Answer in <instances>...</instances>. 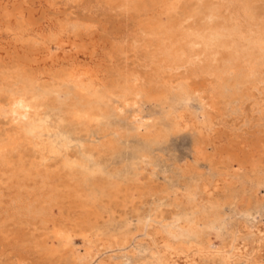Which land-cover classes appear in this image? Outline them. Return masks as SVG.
Segmentation results:
<instances>
[{"label": "rangeland", "instance_id": "rangeland-1", "mask_svg": "<svg viewBox=\"0 0 264 264\" xmlns=\"http://www.w3.org/2000/svg\"><path fill=\"white\" fill-rule=\"evenodd\" d=\"M207 1L208 0H184V1L183 0H142V1L132 0V2L131 0H127V2L126 0H73V1L72 0L70 1L69 0H0V19H1L0 21V46H1L0 47V59H1L0 60V76H1L0 77V101L6 102L5 99L7 100V97L9 98L7 101H9L13 97L21 96L25 94L27 96H32L33 99L36 100V102L42 103L41 105L39 103L37 105L38 106L37 109L40 110L39 112H42L40 113L41 116L47 117L50 124H53L54 127L57 128V130L64 132L66 135L68 134L67 136L70 137L71 142H72V146H71L72 149L71 151L69 149L71 153H68L69 152L68 151L67 156L71 160H76V159L80 160L81 157L82 159L85 160L86 157H83L82 155H80L81 154L79 152L80 149L79 147H77L78 144L83 143L82 144L83 146L87 145L85 146L87 147L86 149L87 151L90 150L93 153L95 152L94 155L92 153L93 159L96 161L97 165L99 164V166L102 169V172H104V173L101 172L99 174L93 175L95 177H93L92 175L85 176V173H83L82 169H80L79 167L74 170L71 168H68L63 163H61V161H59L60 158H58L59 160L57 159V157L53 159L42 160L38 155H36L32 151V148L28 146L27 143H25L26 144L25 145L24 142H22L21 140L20 141L18 140L16 141L15 143L16 145H15L12 142L14 137H16V135H14V132H12L13 131V129L11 128L12 126H9V123L7 122V120L4 119L1 115L0 116L1 117L0 118V138L3 137V139H0V147H2L0 149V153L7 151L6 154L9 155L10 157L12 155V158L7 163L8 166H10L11 164V166L8 167L7 165H4L2 163V158L0 156V179L2 180V181L0 180V186L3 185L2 187H0V212H1L0 218L1 219L4 218V220H0V244H1L0 245V264H12L14 262H20V264H59V263L63 264V262L64 264L65 263L74 264L72 257L69 256L70 253L66 249L60 246L59 248L53 246L52 245L54 244L53 235L48 232H47L48 233L47 235L46 233L47 230L44 228L43 224L42 225L39 224L40 221L45 218H49L50 219L49 221H51L53 219L52 213L55 210L62 211L63 215L65 216L69 211H71L74 213L73 216L76 215L74 219H78V220L82 219L83 221L87 219L86 222L88 221V223H93L97 228L101 227L99 229L102 233L101 237L103 236V238L100 237L102 242L101 241L95 242L96 245L100 243L99 245H97V247L99 248H97L93 252L91 260L85 259L84 260L85 262L82 261L80 264H144V263L147 264V261L148 259L151 258V255L155 257H159L160 259H163V260H165L164 258H166L165 262H168L169 259H172V261L170 262L171 264H173L175 261H177L178 264L179 263L184 264L186 261H189L191 258H194V261L197 260L198 264L200 263L201 264L202 263L204 264H224V263L225 264H257L259 260H260L259 261L260 263L264 264V238H263L264 237V201H263L264 200V95H263L264 94V77H263L264 75V72H263L264 71L263 69L264 68V65H263L264 64V52L262 55L263 63L260 62L255 65L256 67V69L254 70L255 72L249 71V69L246 67V64L245 63L242 64V62L239 63V61L237 62L239 63L238 65L239 67L235 68V65H233L234 60H230V59L227 60L226 58L228 57L230 52L233 53L232 51L233 49H231L232 48L231 45L227 43L228 41L231 42V40H233L229 38L231 37V34H232V33L230 34L229 32L233 31V34H237L236 33L237 31L235 29H238L240 25H245V22H246L245 17H247L248 15V14L247 15L244 14L246 10L247 12L245 13H249V10L254 11V12L256 11L257 16L260 19L262 18L261 20L264 22V8H263L264 0H251L247 5V9H245L244 12L242 11L239 12L238 18H236L235 15L233 16V14L238 11H236V9L233 8L231 9V11L227 12V9H228L227 6H223L220 0H215V1L210 0L209 4L207 3ZM191 2H193V4ZM165 3L171 6H167ZM190 3L192 5L195 4L196 7L191 6ZM204 3H205V6H204ZM218 3H220V5H217ZM255 4H257V6ZM15 5H18L21 8L23 15H24L23 20L18 15L16 16V12L13 11ZM133 5H134V8H133ZM163 5H164V8H163ZM186 5H187V8H186ZM221 6H223L224 8ZM183 7H184V10H183ZM188 7L189 8L192 7L190 8L191 10L188 9ZM214 7H217V9H214ZM195 9L196 10L200 9V11L199 10L196 11ZM213 9L217 10L216 13L218 16L215 22H217L219 19L218 23L221 22L220 23L221 25L223 24L227 25V26L224 25L226 28L224 27L222 32L213 31L214 29L209 28L208 25L213 22L208 23L207 25L208 27L204 26L205 28L203 27V25L199 26L198 28L197 27L198 25H197L195 26L197 28L196 29L192 25L193 24L192 22L198 24L201 22V20H204L209 15V12L212 11ZM201 10H203V12L205 13L201 12ZM257 11L259 12L257 13ZM4 12H9L10 15L6 16ZM191 12L193 13L191 14ZM149 16L153 18L151 19ZM235 18L239 20L236 21ZM220 19H222V21ZM28 20H31V23L28 22ZM145 20L146 22L143 24ZM171 20H173V22ZM233 21L234 22L236 21V22L234 23ZM148 23H156V25H160V26H166L168 23L170 24L172 23V25L168 24V26H171V28L169 29H171L174 35L178 34L177 36H175L178 45H182L181 42H184V44H186L187 48L186 47H185L186 49L184 48L186 51L188 49H191L195 52L199 51V49L201 51L202 48L209 47V45L211 46L212 44L214 46H217L218 48L221 47L218 49L217 54H216V56L218 55V57H216V59H218L216 63L219 67V71L217 73L216 72L210 73L211 71L210 72L207 71L205 67L202 70L200 68L204 66V64H200V63L187 64L188 65L187 66L183 58H182L183 60L182 63L180 64L177 63L176 65L173 63V61H171L172 59H169L171 62L166 61L164 59V56L163 55L161 56V52L157 50L155 43H153L154 42L153 40H152L153 41L152 45H149L148 43H146L147 42L146 38H148V35L146 34L147 32H145L144 34L143 31L147 29L145 25H147ZM57 24L59 25V27ZM187 24L189 25L188 26L189 29L186 27ZM229 24L231 26L236 24V27L233 30H230ZM141 26L143 28H141ZM179 29H180V32L182 31L187 32V38H186L187 40L188 38L189 39L191 38L194 41H189V40L187 41L186 39H182L180 33L177 32ZM198 29L199 31L202 29L204 32H202V30L199 32ZM208 29H210L211 31L210 30L208 31ZM87 30H89L90 33H88L89 31ZM77 31H79L80 33ZM193 31H196L195 34L197 36L194 35ZM205 32L206 33L208 32L209 34L210 32H213V33L210 34L211 36L210 37L209 34L208 33L206 34ZM48 33L49 34L52 33V34L49 35ZM58 34L59 35L61 34V35L59 36ZM12 35L14 36V38ZM146 35L147 37H145ZM206 35H208V38ZM217 35L219 36V38ZM197 37L201 39L198 40ZM221 37L222 38L224 37L225 40L222 39ZM91 39L94 40L92 42L96 43V45L98 43L97 46L95 45L96 49L94 48L93 50H96V52L100 54H103L104 52L103 54L104 56L102 55L99 59L102 58L103 60H105L107 66L110 65L109 70H110L111 75L109 74L108 76L109 79L107 82L108 84H106V86L104 85L99 88L98 86H95V89H92V90L91 89L89 90V88L86 86V87H82L83 89L80 88L78 90L79 87L77 86V84L75 85L73 81L70 82L68 77L66 78L64 74L60 73L61 70L64 69V67L65 69L67 67V64H64V63L62 65L59 64V65L53 66L54 69L50 66V64L48 65L46 64L47 66L45 65L44 69H40L43 61L45 62L46 60H49V57L53 55L56 42L58 41L66 42L69 40V41H74L76 43H79V41L87 42V41H90ZM216 39H218L219 41ZM19 41L20 43H18ZM225 41L227 44L224 43ZM246 41L244 43H246ZM144 43L146 46L144 45ZM43 47L44 48L49 47L53 51L52 55H49L48 57ZM116 49L118 50L116 51ZM41 51H44V52H41ZM222 51L224 52L225 57ZM88 57H89L88 55H85V56L83 55L82 57L84 59L83 62L89 63L91 61L98 59V57L97 58L93 57L94 60ZM22 58L24 60H22ZM57 59L62 60V57L58 56ZM161 60L164 62H162ZM219 61L222 63H220ZM12 63H13V70L10 69V66L12 68ZM116 63L117 65H115ZM244 64L245 66H243ZM156 65L157 67H155ZM257 66L258 67L261 66V69L258 68ZM18 67L24 70V72L18 69ZM33 67L35 69H33ZM57 67H60L61 70L60 69L57 70ZM232 67H234L235 69L234 68L232 69ZM243 68H244V71H246V73L243 71ZM257 68L260 71L257 70ZM171 69L173 72L171 71ZM121 70H124L125 73ZM236 70L238 71L235 72ZM132 71L135 72L136 74L134 73L133 75ZM22 72L24 73V75L22 74ZM157 72H159L158 73L159 75L157 74ZM204 72H209V73L206 74ZM219 73L222 75H219ZM51 74H53V76L55 75V78ZM115 74L117 76H115ZM200 74L201 75L203 74L204 76L205 75L206 76L203 78V75L201 76ZM146 75H151V76L153 75L152 79H155L156 81L154 82L155 84L153 83L151 85L154 87L156 85L155 88L157 89L152 91V93L154 94H151L149 96V94H146L144 91H141L140 88L137 94L136 93L133 94V92L130 91L131 90L130 84H134V81L137 77H139V80H141ZM165 75L166 77H164ZM248 75L250 76L248 77ZM259 75H261L262 77ZM43 76L45 77L43 78ZM212 76L215 78H213ZM27 77L29 79L28 81H27ZM157 77H159L160 84L157 82ZM254 77H257V79L261 81L259 82ZM31 78H33V80ZM127 78L128 80L130 79L129 82L125 80ZM7 80L9 81L11 86L9 85ZM62 80L64 82H62ZM161 80H163V82ZM167 82H170V83H167ZM175 82L177 83L175 84ZM48 83L49 84L51 83V84L49 85ZM219 83L220 84L222 83V84L219 85ZM140 84H142V82ZM121 85H125V86L121 87ZM257 85L259 88L257 87ZM26 86L28 87V89ZM49 86H52V87H49ZM210 86L212 89L210 88ZM109 87L110 88L112 87V88L110 89ZM1 88L3 90H1ZM207 88L208 89L210 88V89L208 90ZM118 89L119 90L121 89V91H119ZM95 90H97V93L93 95L92 93ZM160 91H161V94H160ZM195 91L196 93L197 92L198 93L196 94ZM211 91L213 92V94ZM233 91H234V94H233ZM34 92H35V95H34ZM47 92L49 95L47 94ZM108 92H111L112 96H110V93ZM8 94L12 96H9ZM100 94H101V99H100ZM114 94H116V96ZM124 94L127 96L125 97ZM4 95H8V96H4ZM83 95L85 97H83ZM92 95L95 97H92ZM232 95H234L233 98H231ZM91 97L93 98V100ZM38 98L41 100H39ZM69 99L72 101H70ZM117 99L120 101H118ZM199 99H201V101ZM203 102L205 103V106ZM260 103H262V105H260ZM69 105H70V108L68 107ZM115 105L118 108H115ZM259 105L261 108L259 107ZM42 107L44 110L45 109L47 110L45 111L42 110L41 109ZM60 108H61V111H60ZM64 108L65 109L68 108L66 109L68 113L66 112ZM76 108L80 112L78 116L75 112ZM86 108H88V111ZM103 110L106 112V114ZM183 112H184V115H183ZM85 113L89 114V116L92 115L91 116L92 118H89L90 119L89 120L87 117H84L83 115H85ZM95 113H97L99 117ZM189 113L190 114L192 113L194 115L192 114L190 115ZM206 113H207L208 119L205 117ZM93 115H94V118H93ZM73 118H75L74 119L75 121L73 120ZM97 118L99 121L98 120L96 121ZM195 118L200 119V120L194 121V120H197ZM214 118L216 120H214ZM77 119L79 120L80 123L77 122L78 121ZM191 121H193V123ZM141 122H142V125H141ZM199 123L201 124V126ZM206 123L207 125H205ZM208 123L210 127L208 126ZM94 124H96V126ZM197 124L199 125L202 131L198 128ZM88 125L89 127L90 126L91 127L87 128ZM194 126L196 127L194 128ZM147 129L149 130L147 131ZM206 131H207V135H205ZM202 132L205 134H203ZM7 133L10 136H8ZM200 133H202V135H200ZM249 136L251 138H248ZM4 141L5 142L8 141V142L5 143ZM104 141H109V142L104 143ZM207 141H208V144H207ZM254 141H257V142L259 141L260 144L259 146H257V150L254 149V151L252 152L254 154V159H255L252 162L253 159L252 158H249L252 160L247 159L248 156H246L245 154L248 153L249 148L254 147ZM7 143H9L10 146ZM18 143L20 144L18 145ZM2 144L3 146L4 144H6L5 148L2 146ZM8 146L10 147V149H8L9 148ZM95 148H98V149H95ZM199 149L200 150L203 149V150L200 151ZM95 150H98V151H95ZM197 150L200 152L198 153ZM21 151H23V153ZM216 152L217 153L219 152V154H217ZM197 153L199 155H197ZM210 153L212 154L210 155ZM200 154H203V156L202 155L200 156ZM213 157L214 159L215 158L216 159L214 160ZM49 160L52 162H50ZM46 163L47 164L49 163L48 164L49 166ZM45 166L51 169L49 168L47 169ZM5 167L6 168L8 167V168L6 169ZM46 170H47V173L49 174L51 173L50 174L51 176L49 175L50 178L47 176L48 174L46 173ZM55 170H58V171L56 172ZM61 170H62V173H61ZM1 173L3 175H1ZM41 173H44V174H41ZM91 177H93V179ZM6 178L8 179L7 181H6ZM206 178H209V179H206ZM216 179H223L224 181H226L224 182L226 186L231 185L232 189L230 190L231 192H228V188H225L222 192L220 189L218 190L219 192L218 191L216 192L217 195L220 197V202L218 203L219 205L217 207L221 206L220 208L222 209L219 210L218 208V213L214 215L211 220V222H213V226H212L213 228L209 226L210 224H208L204 227L205 229H202L206 234H209V237H210V238L208 237L207 244L204 247H201L203 251L200 248L199 251L202 253H200L199 251H196L193 247H191L190 245L191 241L195 240V237L193 236L188 237V239L187 238H183V239L182 238H178V239L168 238L167 236H166L167 238H165L163 235H160L156 231V229H158L159 226L161 227V225L163 224L162 222H169V220H171L173 217H177L174 215H178V217L182 218L179 220V222H177L181 227L183 225L182 221L184 220V218H187L185 215V211L188 209H187V205H185L184 203H187V200L190 197L191 198L194 197V199L200 200V198L202 197V193L199 191L200 187H198L200 182L202 183L203 181H209V180L215 181ZM17 180L19 181L17 182ZM110 181L111 182L113 181V182L111 183ZM114 181H115V186H114ZM258 181H262L261 186L259 185L260 187L257 185ZM35 182L36 183L39 182V184L44 183L43 185L48 187L47 189L49 190L47 191L46 195L37 193L34 195L33 199L29 198V199L22 201L20 199L21 196L26 193L31 192L32 191L31 184ZM56 182L58 183V186L56 185L57 184ZM117 184H119L120 186ZM4 185H6V187ZM150 185H153V186H150ZM117 187H119V189ZM24 188H26L27 190ZM12 189H14V191ZM60 189L61 191L63 190L62 193ZM117 189L119 190V193H117L118 191ZM125 189H127L126 190L127 194L130 196L126 194V191H124ZM187 189H193L194 192L192 191L193 192L192 196H189V197L186 196L187 199L185 197V200H184L183 195L185 193V190ZM133 190L137 192L132 193ZM6 194L8 195L6 196ZM8 196L10 197L8 198ZM107 199L108 200L110 199V200L108 201ZM27 200L28 202H25ZM222 200H223V203L221 202ZM258 200L259 201L261 200L262 202L261 201L259 202ZM81 207L82 209H80ZM183 207L184 209H182ZM7 208L10 210H8ZM15 208H17V210ZM47 210H49L51 213L50 215L46 216L44 213ZM9 213H11V216H9L10 215ZM86 214H89V216ZM22 216L23 217L25 216V217L23 218ZM22 220L24 223H22ZM16 222H17V225H15ZM217 224L219 226H217ZM256 225H258L259 227ZM33 227L36 228L37 230L36 229L33 230L34 229ZM19 228H20V232H19ZM40 228L41 229L43 228V229L41 230ZM22 229L24 232L22 231ZM28 229L33 230V231H29ZM39 230H41V232H39ZM27 233H29V235ZM217 234L218 236H216ZM51 235H52V238H51ZM112 235L114 236L112 237ZM35 237L37 239H35ZM47 238L49 239L51 238V239L49 240ZM161 240L163 242H166V241L168 242L163 243L161 242ZM47 243H48V246H47ZM82 243H84L82 238L76 235L73 237V240H72V248L75 250L77 249L78 253L83 254L84 253L83 251L85 250V246L87 245L82 244ZM101 243L103 246H101ZM171 243L173 244L171 245ZM175 243L177 244L176 246H175ZM107 246H109V248ZM40 247H41V252H39ZM236 247H238L239 249ZM14 248H16L17 250H15ZM191 248L192 250L190 251ZM169 249L170 251H168ZM30 250H32V252ZM55 250L58 252H56ZM172 251H176V252H172ZM244 251L246 253H244ZM28 252L29 254H27ZM186 252H188V254ZM32 253L35 255H33ZM175 253L178 254L177 257L175 256ZM12 254H14L15 256ZM165 254L168 256H166ZM183 254L185 256H183ZM204 254H207V255H204ZM53 255L54 257H52ZM170 255L172 256V258H170L171 257ZM200 256H202V258H200ZM226 256H227V259H226ZM93 257H95L94 260H93ZM187 257H189V260L187 259ZM184 259H187V260H185L184 262ZM197 261L195 262L197 263ZM177 263H174V264H177Z\"/></svg>", "mask_w": 264, "mask_h": 264}, {"label": "bare ground", "instance_id": "bare-ground-1", "mask_svg": "<svg viewBox=\"0 0 264 264\" xmlns=\"http://www.w3.org/2000/svg\"><path fill=\"white\" fill-rule=\"evenodd\" d=\"M70 1V0H69ZM73 1V0H72ZM142 1V0H141ZM184 1V0H183ZM209 1L210 0H208L207 1V3L209 4ZM215 1V0H214ZM251 0H220V2H221V4H223V6H227V12L228 11H231V9H236V11H238V12H236V13H234L233 14V16L235 15V17L236 18H238V15H239V12H244V10L245 9H247V5H248V3L250 2ZM126 2H127V0H126ZM126 2H125V4H126ZM131 2H132V0H131ZM154 2V1H153ZM158 2V1H157ZM196 2V1H195ZM213 2V1H212ZM74 3V2H73ZM192 4H193V2H191ZM190 3V5L191 6H195V4L194 5H192ZM206 3V2H205ZM205 3H204V6H205ZM100 4V3H99ZM114 4V3H113ZM128 4V3H127ZM166 4V3H165ZM164 4V5H165ZM211 4V3H210ZM212 4H214V3H212ZM264 4V3H263ZM130 5V4H129ZM164 5H163V8H164ZM167 5V4H166ZM189 5V6H190ZM217 5H220V3H218ZM252 5V4H251ZM256 6H257V4H255ZM260 5V4H259ZM258 5V6H259ZM167 6H171V5H167ZM167 6H166V8H167ZM200 6V5H199ZM223 6H221V7H223ZM254 6V5H253ZM252 6V7H253ZM154 7V6H153ZM158 7V6H157ZM184 7H185V5H184ZM184 7H183V10H184ZM196 7V6H195ZM201 7V6H200ZM260 7V6H259ZM111 8V7H110ZM121 8V7H120ZM124 8H125V6H124ZM133 8H134V5H133ZM186 8H187V5H186ZM190 8H192V7H190ZM189 7H188V9H190ZM202 8V7H201ZM200 8V9H201ZM220 8V7H219ZM224 8V7H223ZM250 8V7H249ZM256 8V7H255ZM262 8V7H261ZM264 8V7H263ZM118 9V8H117ZM148 9V8H147ZM153 9V8H152ZM200 9H198L199 11H200ZM203 9V8H202ZM212 9V8H211ZM214 9H217V7H214ZM212 10V11H210L209 12V15L204 19V20H201V22L200 23H194V22H192L193 24V26L195 27V26H197L198 28H199V26H202L203 25V27L204 26H206V27H208L209 26V28H211V29H214L213 31H221L222 32V30L224 29V27L225 26H227V25H225V24H223V25H221L220 23H218V21H219V19H218V21L217 22H215L216 21V18L218 17L217 16V13H216V11L217 10ZM260 9V8H259ZM127 10V9H126ZM191 10V9H190ZM190 10H189V12H190ZM196 10V9H195ZM198 10H196V11H198ZM204 10V9H203ZM203 10H201V12H203ZM220 10V9H219ZM249 10V9H248ZM255 10V9H254ZM256 10H258V9H256ZM13 11H15L16 12V16L18 15L22 20L24 19V15H23V12H22V10H21V8L18 6V5H15L14 6V10ZM137 11H139V10H137ZM165 11V10H164ZM163 11V12H164ZM195 11V12H196ZM224 11H225V9H224ZM235 11V10H234ZM262 11V10H261ZM9 12H11V11H9ZM9 12H4L5 13V15L6 16H8V15H10V13ZM188 12V11H187ZM193 12H194V10H193ZM193 12H191V14L193 13ZM201 12H199V13H201ZM221 12V11H220ZM245 12H247V10L245 11ZM244 12V14H248L247 15V17H245V25H240V27H238V29H235L237 32V34H233V31L232 32H229L230 34H231V37H229V38H231V39H233V40H231V42H229L228 40V44H230L231 45V49H233L232 51H233V53H229V55H228V57H226L227 58V60H234L233 62H234V64L233 65H235V68L237 67H239L238 65H239V63L240 62H242V64L243 63H245L246 64V67L249 69V71H251V72H253L255 69H256V67H255V65L256 64H258V63H263V61H262V55H263V52H264V22L257 16V14H256V11L254 12V11H251V10H249V13H245ZM259 11H257V13H258ZM127 13V12H126ZM139 13V12H138ZM185 13V12H184ZM183 13V14H184ZM198 13V14H199ZM203 13H205V12H203ZM215 13H216V15H215ZM233 13V12H232ZM141 14V13H140ZM146 14V13H145ZM197 14V13H196ZM218 14H219V12H218ZM155 15V14H154ZM221 15V14H220ZM261 15V14H260ZM263 15V14H262ZM26 16V15H25ZM124 16V15H123ZM150 17V16H149ZM176 17V16H175ZM229 17V16H228ZM151 19L153 18V17H150ZM187 18V17H186ZM195 18H196V16H195ZM203 18V17H202ZM225 18V17H224ZM227 18V17H226ZM232 18V17H231ZM234 18V17H233ZM235 18V19H236ZM85 19V18H84ZM150 19V20H151ZM198 19H200V18H198ZM223 19V18H222ZM222 19H220L221 21H222ZM177 20V19H176ZM182 20V19H181ZM184 20V19H183ZM226 20V19H225ZM224 20V21H225ZM234 20V19H233ZM237 20H239V19H236V21ZM0 21H1V19H0ZM9 21V20H8ZM21 21V20H20ZM69 21V20H68ZM127 21V20H126ZM138 21V20H137ZM159 21V20H158ZM157 21V22H158ZM160 21H162V20H160ZM163 21H164V19H163ZM170 21V20H169ZM168 21V22H169ZM172 22H173V20H171ZM175 21V20H174ZM179 21V20H178ZM229 21H230V19H229ZM235 21V22H236ZM242 21H244V20H242ZM28 22H30L31 23V20H28ZM77 22H78V20H77ZM143 22V21H142ZM146 22V20L143 22V24ZM149 22V21H148ZM154 22V21H153ZM198 22H199V20H198ZM210 22H213V23H211V24H209L208 25V23H210ZM234 22V21H233ZM234 22V23H235ZM239 22V21H238ZM237 22V23H238ZM21 23V22H20ZM19 23V24H20ZM46 23H48V22H46ZM69 23V22H68ZM75 23V22H74ZM139 23V22H138ZM228 23V22H227ZM55 24V23H54ZM87 24H88V22H87ZM168 24H170V23H168ZM168 24L166 25V26H160V25H156V23H148L147 25H145L146 26V28L147 29H145V31H143L144 32V34H145V32H147L146 34L148 35V38H146V43H148L149 45H152L153 43H155V46H156V48H157V50L158 51H160L161 52V56L163 55L164 56V59L166 60V61H170L169 59H172L171 61H173V63L176 65L177 63H182V61L183 60H185V63H186V65L187 64H198V63H200V64H204V66H202L200 69H204V67H205V69L207 70V71H211L210 73H212V72H218L219 71V67H218V65H217V63H216V61L218 60V59H216V57H218V55L216 56V54H217V51H218V49L219 48H221V47H217V46H214L213 44L210 46L209 45V47H204V48H202L201 49V51H200V49H199V51H193V50H191V49H188L187 51L185 50L187 47H186V44H184V42H181L182 43V45H178L177 44V40H176V37L175 36H177L178 34H176V35H174L173 34V32L171 31V29H169V28H171V26H168ZM230 24H232V23H230ZM229 24V26H230V30H233L235 27H236V24H234V25H230ZM6 25V24H5ZM11 25V24H10ZM21 25V24H20ZM19 25V26H20ZM25 25V24H24ZM30 25V24H29ZM58 25V24H57ZM82 25V24H81ZM136 25H137V23H136ZM140 25V24H139ZM138 25V26H139ZM170 25H172V23L170 24ZM177 25V24H176ZM175 25V26H176ZM208 25V26H207ZM225 25V26H224ZM238 25V24H237ZM1 26H2V24H1ZM14 26H15V24H14ZM40 26V25H39ZM55 26V25H54ZM63 26V25H62ZM61 26V27H62ZM188 24H187V28H188ZM191 26V25H190ZM193 26H192V28H193ZM22 27V26H21ZM25 27V26H24ZM26 27H28V26H26ZM49 27V26H48ZM58 27H59V25H58ZM60 27V28H61ZM91 27V26H90ZM97 27V26H96ZM140 27V26H139ZM202 27V28H203ZM28 28H30V27H28ZM66 28V27H65ZM68 28V27H67ZM130 28V27H129ZM141 28H143L142 26H141ZM196 28V27H195ZM205 28V27H204ZM226 28V27H225ZM54 29V28H53ZM62 29V28H61ZM189 29V28H188ZM187 29V30H188ZM197 29V28H196ZM195 29V30H196ZM10 30V29H9ZM20 30H21V28H20ZM63 30H64V28H63ZM139 30V29H138ZM137 30V31H138ZM142 30V29H141ZM192 30V29H191ZM202 30V29H201ZM200 30V31H201ZM210 29H208V31H209ZM44 31V30H43ZM87 31H89V30H87ZM87 31H86V33H87ZM140 31V30H139ZM189 31V30H188ZM198 31H199V29H198ZM197 31V32H198ZM199 31V32H200ZM211 31V30H210ZM20 32V31H19ZM49 32V31H48ZM55 32V31H54ZM59 32V31H58ZM66 32V31H65ZM77 32H79V31H77ZM142 32V31H141ZM175 32V31H174ZM177 32H179L180 33V35H181V37H182V39H186L187 38V32L186 31H182V32H180V29L177 31ZM194 32V35H196L195 33H196V31H193ZM198 32V33H199ZM202 32H204L203 30H202ZM227 32V31H226ZM50 33V32H49ZM48 33V34H49ZM56 33H57V31H56ZM64 33V32H63ZM67 33V32H66ZM80 33V32H79ZM86 33H85V35H86ZM88 33H90V31L88 32ZM92 33V32H91ZM140 33V32H139ZM206 33V32H205ZM208 33V32H207ZM206 33V34H207ZM211 33H213V32H210V34ZM215 33V32H214ZM15 34V33H14ZM52 34V33H51ZM51 34H49V35H51ZM75 34V33H74ZM98 34V33H97ZM209 34V33H208ZM210 34H209V36H210ZM226 34V33H225ZM228 34V33H227ZM59 35V34H58ZM61 35V34H60ZM59 35V36H60ZM70 35V34H69ZM68 35V36H69ZM88 35V34H87ZM140 35V34H139ZM147 35L145 36V37H147ZM200 35V34H199ZM202 35V34H201ZM203 35H205V34H203ZM219 35V34H218ZM217 35V36H218ZM13 36V35H12ZM46 36H47V34H46ZM197 36V35H196ZM207 36V38H208V35H206ZM205 36V37H206ZM215 36V35H214ZM220 36V35H219ZM219 36H218V38H219ZM222 36H223V34H222ZM11 37V36H10ZM16 37V36H15ZM40 37H41V35H40ZM71 37V36H70ZM75 37V36H74ZM143 37V36H142ZM144 37V38H145ZM192 37H194V36H192ZM211 37V36H210ZM13 38H14V36H13ZM79 38V37H78ZM95 38V37H94ZM198 38V37H197ZM222 38V37H221ZM220 38V39H221ZM237 39V40H235V39ZM16 39V38H15ZM24 39V38H23ZM22 39V40H23ZM26 39H28V38H26ZM45 39V38H44ZM56 39H58V38H56ZM76 39V38H75ZM191 39V38H190ZM189 38H188V40L189 41H194V40H190ZM196 39V38H195ZM199 39H201V38H198V40ZM203 39H204V37H203ZM202 39V40H203ZM214 39V38H213ZM222 39H224V37L222 38ZM36 40V39H35ZM46 40V39H45ZM70 40V39H69ZM66 41V42H61V41H58V42H56V45H55V49H54V52L49 48V47H46V48H44V50H45V53H46V55L49 57V55H52V52H53V55L51 56V57H49V60H46L45 62L43 61V63H42V66L40 67V69H44V67H45V65L47 64H50V66L53 68V66H55V65H59V64H67V67H66V69H65V67H64V69H60V67H57V70L58 69H60L61 70V72L60 73H62V74H64L65 76H66V78L68 77V79L70 80V82H74V84L76 85L77 84V86L79 87L78 88V90L80 89V88H82V87H88L89 88V90L91 89H95V86H98V88L99 87H101V86H106V84H108L107 82H108V76H109V74H110V70H109V68H110V65L109 66H107L106 65V62H105V60H103L102 58L101 59H99L103 54H104V52H103V54H100V53H98V52H96V50H93L94 48H95V45H96V43H94V42H92V41H94L93 39H91L90 41H87V42H85V41H82V42H80L79 41V43H76V42H74V41ZM78 40V39H77ZM139 40V39H138ZM143 40V39H142ZM154 42H153V41ZM179 40H181V39H179ZM178 40V41H179ZM187 40V39H186ZM187 40V41H188ZM208 40V39H207ZM212 40V39H211ZM216 40H218V39H216ZM225 40V39H224ZM235 40V41H234ZM247 40V41H246ZM18 41V40H17ZM183 41H185V40H183ZM201 41V40H200ZM204 41V40H203ZM219 41V40H218ZM246 41V43H244ZM153 42V43H152ZM197 42V41H196ZM18 43H20V41L18 42ZM24 43H25V41H24ZM27 43V42H26ZM195 43V42H194ZM199 43H201V42H199ZM212 43V42H211ZM217 43V42H216ZM223 43V42H222ZM224 43H226V41L224 42ZM226 43V44H227ZM13 44V43H12ZM42 44H44V43H42ZM219 44V43H218ZM247 44V45H246ZM21 45V44H20ZM97 45H98V43H97ZM96 45V46H97ZM144 45H145V43H144ZM148 45V46H149ZM193 45V44H192ZM201 45V44H200ZM203 45V44H202ZM3 46V45H2ZM24 46V45H23ZM39 46V45H38ZM43 46V45H42ZM107 46V45H106ZM139 46V45H138ZM146 46V45H145ZM199 46V45H198ZM205 46V45H204ZM223 46V45H222ZM229 46V45H228ZM1 47V46H0ZM27 47V46H26ZM33 47H35V46H33ZM32 47V48H33ZM141 47V46H140ZM154 47V46H153ZM186 47V48H185ZM196 47V46H195ZM226 47V46H225ZM3 48H5V47H3ZM37 48V47H36ZM103 48V47H102ZM101 48V49H102ZM110 48V47H109ZM142 48V47H141ZM185 48V49H184ZM194 48V47H193ZM201 48V47H200ZM227 48V47H226ZM28 49V48H27ZM96 49V48H95ZM112 49V48H111ZM148 49H149V47H148ZM152 49V48H151ZM225 49V48H224ZM38 50H39V48H38ZM118 49H116V51H117ZM197 50V49H196ZM226 50V49H225ZM99 51V50H98ZM114 51V50H113ZM221 51V50H220ZM231 51V50H230ZM41 52H44V51H41ZM109 52V51H108ZM119 52V51H118ZM138 52V51H137ZM154 52V51H153ZM223 52V51H222ZM38 53V52H37ZM98 53V54H97ZM111 53H113V52H111ZM125 53V52H124ZM3 54V53H2ZM32 54V53H31ZM120 54V53H119ZM118 54V55H119ZM152 54V53H151ZM155 54V53H154ZM220 54V53H219ZM39 55V54H38ZM83 55L85 56V55H88L90 58H92L93 59V57L94 58H97L98 57V59L97 60H94V61H91V62H89V63H87V62H83ZM111 55V54H110ZM223 55H224V52H223ZM223 55H221V56H223ZM58 56H61L62 57V60H58L57 58H58ZM104 56V55H103ZM126 56V55H125ZM152 56V55H151ZM37 57V56H36ZM35 57V58H36ZM88 57V58H89ZM123 57V56H122ZM137 57V56H136ZM153 57H154V55H153ZM157 57V56H156ZM224 57H225V55H224ZM182 58H183V60H182ZM29 59H31V58H29ZM33 59V58H32ZM87 59V58H86ZM143 59V58H142ZM146 59V58H145ZM148 59V58H147ZM163 59V60H164ZM1 60V59H0ZM6 60V59H5ZM14 60V59H13ZM22 60H24L23 58H22ZM225 60V59H224ZM18 61V60H17ZM35 61V60H34ZM113 61H114V59H113ZM145 61V60H144ZM152 61V60H151ZM162 61V60H161ZM170 61V62H171ZM221 61V60H220ZM219 61V62H220ZM239 61V63H237ZM12 62V61H11ZM112 62V61H111ZM110 62V63H111ZM162 62H164V61H162ZM219 62H218V64H219ZM32 63V62H31ZM34 63V62H33ZM144 63V62H143ZM169 63V62H168ZM220 63H222V62H220ZM232 63V62H231ZM2 64V63H1ZM16 64H18V63H16ZM16 64H15V66H16ZM20 64V63H19ZM27 64V63H26ZM113 64V63H112ZM146 64H147V62H146ZM163 64V63H162ZM172 64V63H171ZM229 64V63H228ZM241 64V65H242ZM245 64L243 65V66H245ZM5 65V64H4ZM46 65V66H47ZM115 65H117V63L115 64ZM154 65V64H153ZM158 65V64H157ZM157 65L155 66V67H157ZM168 65V64H167ZM240 65V66H241ZM260 65V64H259ZM264 65V64H263ZM2 66V65H1ZM9 66V65H8ZM14 66V67H15ZM27 66V65H26ZM64 66V65H63ZM112 66V65H111ZM160 66V65H159ZM178 66V65H177ZM185 66V65H184ZM188 66V65H187ZM192 66V65H191ZM195 66V65H194ZM220 66V65H219ZM262 66V65H261ZM261 66L260 67H258V68H260L261 69ZM5 67V66H4ZM3 67V68H4ZM143 67V66H142ZM170 67V66H169ZM200 67V66H199ZM6 68H8V67H6ZM28 68V67H27ZM159 68V67H158ZM198 68V67H197ZM221 68V67H220ZM225 68V67H224ZM230 68V67H229ZM234 67H232V69H233ZM234 68V69H235ZM241 68V67H240ZM257 68V70H259ZM10 69H12L13 70V63H12V68H11V66H10ZM15 69V68H14ZM18 69H20V70H22L20 67H18ZM31 69V68H30ZM33 69H35L34 67H33ZM32 69V70H33ZM46 69V68H45ZM51 69V68H50ZM54 69V68H53ZM117 69V68H116ZM186 69V68H185ZM242 69V68H241ZM264 69V68H263ZM39 70V69H38ZM52 70V69H51ZM154 70V69H153ZM152 70V71H153ZM178 70V69H177ZM228 70V69H227ZM231 70V69H230ZM229 70V71H230ZM247 70V69H246ZM15 71V70H14ZM23 72H24V70H22ZM56 71V70H55ZM114 71V70H113ZM116 71V70H115ZM121 71H123L124 72V70H121ZM146 71V70H145ZM171 71H172V69H171ZM193 71V70H192ZM201 71V70H200ZM205 71V70H204ZM228 71V72H229ZM232 71V70H231ZM238 70H236L235 72H237ZM243 71H244V68H243ZM260 71V70H259ZM262 71V70H261ZM22 72V74L24 75V73ZM35 72V71H34ZM122 72V73H123ZM133 72V71H132ZM154 72V71H153ZM156 72V71H155ZM161 72H162V70H161ZM170 72V71H169ZM169 72H168V74H169ZM173 72V71H172ZM209 72H204V73H209ZM222 72V71H221ZM245 73H246V71H244ZM243 72V73H244ZM255 72V71H254ZM264 72V71H263ZM20 73H21V71H20ZM116 73V72H115ZM125 73V72H124ZM134 73L135 72H133V75H134ZM151 73V72H150ZM159 72H157V74H158ZM165 73V72H164ZM175 73V72H174ZM177 73V72H176ZM198 73V72H197ZM248 73V72H247ZM5 74V73H4ZM13 74H14V72H13ZM27 74V73H26ZM31 74V73H30ZM55 74H56V72H55ZM57 74H59V73H57ZM131 74V73H130ZM136 74V73H135ZM152 74V73H151ZM154 74H156V73H154ZM195 74V73H194ZM213 74H215V73H213ZM238 74V73H237ZM260 74V73H259ZM52 76H53V74H51ZM61 75V74H60ZM111 75V74H110ZM139 75V74H138ZM159 75V74H158ZM201 75V74H200ZM203 75V74H202ZM201 75V76H202ZM209 75V74H208ZM212 75V74H211ZM218 75V74H217ZM219 75H222V74H220L219 73ZM230 75V74H229ZM233 75V74H232ZM234 75H235V73H234ZM251 75V74H250ZM250 75H248V77L250 76ZM33 76V75H32ZM31 76V77H32ZM63 76V75H62ZM113 76V75H112ZM115 76H117L116 74H115ZM122 76V75H121ZM153 76V75H152ZM151 75H146V76H144L141 80H139V77H137L136 79H135V81H134V84H130V87H131V90L130 91H132L133 92V94H137L138 93V91H139V88L141 89V91H144L146 94H149V96L151 95V94H154V93H152V91L153 90H156L157 88H155L156 87V85H155V87L154 86H151L154 82H156L155 81V79H152L153 77H152ZM154 76H156V75H154ZM162 76V75H161ZM176 76V75H175ZM180 76H182V75H180ZM206 76V75H205ZM204 75H203V78L205 77ZM226 76V75H225ZM259 76H261V75H259ZM1 77V76H0ZM22 77V76H21ZM25 77V76H24ZM35 77V76H34ZM33 77V78H34ZM41 77V76H40ZM45 76H43V78H44ZM51 77V76H50ZM54 78H55V75L53 76ZM164 77H166V75L164 76ZM211 77V76H210ZM213 77V76H212ZM215 77H216V75H215ZM215 77H213V78H215ZM219 77V76H218ZM228 77V76H227ZM237 77V76H236ZM243 77V76H242ZM241 77V78H242ZM262 77V76H261ZM263 77H264V75H263ZM3 78V77H2ZM29 78H30V76H29ZM33 78H31L32 80H33ZM47 78V77H46ZM45 78V79H46ZM118 78V77H117ZM117 78H116V80H117ZM123 78V77H122ZM193 78H195V77H193ZM254 78H256L257 79V77H254ZM6 79V78H5ZM4 79V80H5ZM36 79V78H35ZM35 79H34V81H35ZM40 79V78H39ZM42 79V78H41ZM44 79V80H45ZM57 79V78H56ZM64 79V78H63ZM120 79V78H119ZM198 79V78H197ZM200 79V78H199ZM244 79H245V77H244ZM255 79V80H256ZM3 80V79H2ZM13 80V79H12ZM22 80H23V78H22ZM29 79H28V77H27V81H28ZM47 80V79H46ZM66 80V79H65ZM113 80V79H112ZM125 80H127L128 82H129V80H128V78L127 79H125ZM163 80H165V79H163ZM163 80H161L162 82H163ZM167 80V79H166ZM187 80V79H186ZM194 80H196V79H194ZM223 80V79H222ZM237 80V79H236ZM255 80H254V82H255ZM258 80V79H257ZM8 81V80H7ZM26 81V82H27ZM31 81V80H30ZM121 81V80H120ZM124 81V80H123ZM248 81H250V80H248ZM252 81H253V79H252ZM251 81V82H252ZM259 81V80H258ZM261 81V80H260ZM259 81V82H260ZM4 82V81H3ZM16 82V81H15ZM15 82H13V83H15ZM25 82V81H24ZM44 82V81H43ZM55 82V81H54ZM62 82H64L63 80H62ZM67 82H68V80H67ZM114 82V81H113ZM112 82V83H113ZM122 82V81H121ZM142 82V84H140ZM157 82L160 84V82H159V77H157ZM172 82V81H171ZM180 82V81H179ZM185 82V81H184ZM190 82V81H189ZM188 82V83H189ZM220 82H221V80H220ZM232 82H233V80H232ZM237 82V81H236ZM241 82V81H240ZM240 82H238V83H240ZM8 83H9V81H8ZM11 83H12V81H11ZM57 83V82H56ZM115 83V82H114ZM131 83V82H130ZM167 83H170V82H167ZM177 82H175V84H176ZM210 83V82H209ZM258 83V82H257ZM5 84V83H4ZM7 84V83H6ZM36 84V83H35ZM34 84V85H35ZM39 84V83H38ZM49 84V83H48ZM51 84V83H50ZM49 84V85H50ZM72 84V83H71ZM117 84V83H116ZM115 84V85H116ZM155 84V83H154ZM164 84V83H163ZM173 84V83H172ZM187 84V83H186ZM213 84V83H212ZM218 84V83H217ZM222 84V83H221ZM220 83H219V85H221ZM252 84H254V83H252ZM9 85H10V83H9ZM111 85V84H110ZM158 85V84H157ZM167 85H169V84H167ZM174 85V84H173ZM216 85V84H215ZM259 85V84H258ZM258 85H257V87H258ZM263 85V84H262ZM3 86V85H2ZM5 86V85H4ZM11 86V85H10ZM20 86V85H19ZM18 86V87H19ZM53 86V85H52ZM52 86H49V87H52ZM112 86H114V85H112ZM124 87L125 85H121V87ZM127 86H129V85H127ZM126 86V87H127ZM209 86V85H208ZM213 86V85H212ZM252 86V85H251ZM27 87V86H26ZM48 87V86H47ZM108 87V86H107ZM116 87V86H115ZM158 87V86H157ZM159 87H160V85H159ZM166 87V86H165ZM214 87V86H213ZM247 87V86H246ZM21 88V87H20ZM41 88V87H40ZM44 88H46V87H44ZM43 88V89H44ZM110 88V87H109ZM112 88V87H111ZM110 88V89H111ZM114 88V87H113ZM129 88V87H128ZM169 88V87H168ZM210 88H211V86H210ZM209 88V89H210ZM245 88V87H244ZM256 88V87H255ZM259 88V87H258ZM27 89H28V87H27ZM31 89V88H30ZM42 89V88H41ZM83 89V88H82ZM117 89V88H116ZM208 89V88H207ZM208 89V90H209ZM212 89V88H211ZM217 89V88H216ZM1 90H3L2 88H1ZM23 90V89H22ZM103 90V89H102ZM104 90H105V88H104ZM119 90V89H118ZM117 90V91H118ZM159 90V89H158ZM161 90H163V89H161ZM171 90V89H170ZM189 90V89H188ZM190 90H191V88H190ZM206 90V89H205ZM33 91H35V90H33ZM76 91V90H75ZM83 91V90H82ZM107 91V90H106ZM105 91V92H106ZM110 91V90H109ZM114 91V90H113ZM116 91V90H115ZM119 91H121V89L119 90ZM197 91V90H196ZM196 91H195V93H196ZM247 91V90H246ZM249 91V90H248ZM49 92H51V91H49ZM78 92V91H77ZM76 92V93H77ZM91 92V91H90ZM93 92V91H92ZM98 92H99V90H98ZM112 92V91H111ZM111 92H108V93H110V96H112V94H111ZM158 92V91H157ZM212 92V91H211ZM41 93V92H40ZM45 93V92H44ZM61 93V92H60ZM97 93V90H95L92 94L93 95H95ZM144 93V94H145ZM164 93V92H163ZM198 93V92H197ZM196 93V94H197ZM201 93H203V92H201ZM200 93V94H201ZM239 93V92H238ZM245 93V92H244ZM250 93V92H249ZM16 94V93H15ZM19 94V93H18ZM47 94H48V92H47ZM80 94V93H79ZM102 94V93H101ZM101 94H100V99H101ZM160 94H161V91H160ZM212 94H213V92H212ZM211 94V95H212ZM233 94H234V91H233ZM9 95V94H8ZM8 95H4V96H8ZM34 95H35V92H34ZM37 95V94H36ZM49 95V94H48ZM69 95V94H68ZM82 95V94H81ZM86 95V94H85ZM92 95V97H95V96H93ZM109 95V94H108ZM115 96H116V94H114ZM113 95V96H114ZM118 95H120V94H118ZM125 95V94H124ZM244 95V94H243ZM264 95V94H263ZM2 96H3V94H2ZM9 96H12V95H9ZM44 96V95H43ZM65 96V95H64ZM79 96V95H78ZM77 96V97H78ZM127 95H125V97H126ZM199 96V95H198ZM214 96H215V94H214ZM233 96L234 95H232V97L231 98H233ZM238 96V95H237ZM246 96V95H245ZM250 96V95H249ZM45 97V96H44ZM60 97V96H59ZM82 97V96H81ZM80 97V98H81ZM83 97H85L84 95H83ZM88 97V96H87ZM91 97V98H92ZM132 97V96H131ZM147 97V96H146ZM12 98V97H11ZM51 98V97H50ZM49 98V99H50ZM113 98V97H112ZM127 98H129V97H127ZM9 98L7 97V100H8ZM39 99V98H38ZM44 99V98H43ZM43 99H42V101H43ZM47 99V98H46ZM48 99V100H49ZM54 99V98H53ZM84 99V98H83ZM89 99V98H88ZM98 99V98H97ZM116 99V98H115ZM124 99V98H123ZM144 99V98H143ZM261 99V98H260ZM6 99H5V101L6 102H1L0 101V116L2 115V117L4 118V119H6L7 120V122L9 123V126H12L11 128L13 129V131L12 132H14V135H16V137H14V139H13V143L15 144L16 143V141H22V142H24V144L25 143H27V145L28 146H30L31 148H32V151L36 154V155H38L42 160H48V159H53V158H55V157H57V159L58 158H60V160L59 161H61V163H63L65 166H67L68 168H71V169H76V168H80V169H82L83 170V173H85V176L86 175H95V174H99V173H101L102 172V169H101V167L99 166V164L97 165L96 164V161L93 159V156H92V151H90V150H86L87 149V147H85V146H87V145H85V146H83L82 144L83 143H81V144H75V145H77V147H79V152L81 153L80 155H82L83 157H86L85 158V160L84 159H82V157H81V159L80 160H82V161H80L79 159H76V160H78V161H76V160H71L68 156H67V152L69 151V149H70V151H71V146H72V142H71V139H70V137H68L64 132H62V131H60V130H57V128H55L54 127V125L53 124H50L49 123V121H48V118L47 117H42L41 116V114L40 113H42V112H39L40 110H38L37 109V105H38V103L39 102H36V100H34L33 99V97L32 96H27L26 94L25 95H21V96H16V97H13L12 99H10L9 101H7ZM39 100H41V99H39ZM48 100H46V101H48ZM70 100V99H69ZM68 100V101H69ZM87 100V99H86ZM92 100H93V98H92ZM103 100H104V98H103ZM118 100V99H117ZM200 101H201V99H199ZM217 100V99H216ZM227 100H229V99H227ZM52 101H54V100H52ZM67 101V102H68ZM70 101H72V100H70ZM118 101H120V100H118ZM133 101V100H132ZM135 101V100H134ZM214 101V100H213ZM45 102V101H44ZM43 102V103H44ZM59 102H61V101H59ZM122 102V101H121ZM123 102H124V100H123ZM207 102H209V101H207ZM243 102V101H242ZM73 103V102H72ZM71 103V104H72ZM202 103V102H201ZM204 103V102H203ZM215 103V102H214ZM263 103V102H262ZM262 103H260V105H262ZM40 105L42 104V103H39ZM46 104V103H45ZM70 104V103H69ZM105 104V103H104ZM103 104V105H104ZM207 104H209V103H207ZM217 104V103H216ZM227 104H228V102H227ZM64 105V104H63ZM74 105V104H73ZM135 105H137V104H135ZM260 105H259V107H260ZM204 106H205V103H204ZM69 108H70V105L68 106ZM92 107V106H91ZM102 107V106H101ZM101 107H100V109H101ZM45 108V107H44ZM107 108V107H106ZM115 108H118V107H116V105H115ZM261 108V107H260ZM42 110H44L43 109V107L41 108ZM56 109V108H55ZM65 109V108H64ZM66 109H68V108H66ZM65 109V110H66ZM75 109V108H74ZM87 109V111H88V108H86ZM105 109V108H104ZM204 109V108H203ZM45 110H47V109H45ZM44 110V111H45ZM51 111V110H50ZM60 111H61V108H60ZM86 111V110H85ZM104 111V110H103ZM117 111H118V109H117ZM188 111V110H187ZM66 112H67V110H66ZM72 112V111H71ZM74 112V111H73ZM75 112H76V114H77V116L79 115V111H78V109L76 108V110H75ZM105 112V111H104ZM51 113V112H50ZM53 113V112H52ZM68 113V112H67ZM88 113V112H87ZM97 113H98V111H97ZM97 113H95V114H97ZM100 113V112H99ZM103 113V112H102ZM188 113V112H187ZM186 113V114H187ZM208 113V112H207ZM207 113H206V118L208 119V117H207ZM216 113V112H215ZM262 113H263V111H262ZM54 114V113H53ZM65 114V113H64ZM72 114V113H71ZM83 114V113H82ZM94 114V115H95ZM105 114H106V112H105ZM185 114V115H186ZM190 114V113H189ZM192 114V113H191ZM190 114V115H191ZM203 114V113H202ZM68 115V114H67ZM66 115V116H67ZM69 115H70V113H69ZM68 115V116H69ZM86 115V116H85ZM85 115H83L84 117H87L88 119L89 118H92L91 116H89V114H86L85 113ZM94 115H93V118H94ZM98 115V114H97ZM181 115H182V113H181ZM183 115H184V112H183ZM192 115H194V114H192ZM82 116V115H81ZM82 116V117H83ZM180 116V115H179ZM187 116V115H186ZM210 116V115H209ZM261 116H263V115H261ZM55 117V116H54ZM64 117V116H63ZM70 117V116H69ZM68 117V118H69ZM72 117V116H71ZM80 117V116H79ZM79 117H77V118H79ZM83 117V118H84ZM98 117H99V115H98ZM136 117V116H135ZM172 117H174V116H172ZM188 117H190V116H188ZM195 117V116H194ZM1 118V117H0ZM50 118V117H49ZM81 118V117H80ZM101 118V117H100ZM103 118V117H102ZM137 118V117H136ZM56 119V118H55ZM75 118H73V120H74ZM195 119H197V118H195ZM51 120V119H50ZM53 120V119H52ZM58 120V119H57ZM78 120V119H77ZM83 120V119H82ZM81 120V121H82ZM90 120V119H89ZM94 120V119H93ZM98 120V118L96 119V121ZM200 119H197V120H194V121H199ZM202 120V119H201ZM210 120V119H209ZM214 120H216L215 118H214ZM218 120V119H217ZM72 121V120H71ZM75 121V120H74ZM99 121V120H98ZM181 121H182V119H181ZM243 121V120H242ZM77 122H79V120L77 121ZM83 122V121H82ZM192 123H193V121H191ZM201 122V121H200ZM209 122V121H208ZM71 123V122H70ZM76 123V122H75ZM80 123V122H79ZM96 123V122H95ZM198 123V122H197ZM210 123V122H209ZM209 123H208V126L210 127V125H209ZM237 123V122H236ZM66 124V123H65ZM91 124H93V123H91ZM90 124V125H91ZM144 124V123H143ZM185 124V123H184ZM200 124V123H199ZM58 125V124H57ZM78 125V124H77ZM95 126H96V124H94ZM136 125V124H135ZM139 125V124H138ZM141 125H142V122H141ZM140 125V126H141ZM198 125V124H197ZM204 125V124H203ZM205 125H207V123L205 124ZM59 126V125H58ZM62 126V125H61ZM85 126V125H84ZM200 126H201V124H200ZM217 126V125H216ZM91 127V126H90ZM89 127V125L87 126V128H90ZM154 127V126H153ZM196 126H194V128H195ZM204 127V126H203ZM8 128H10V127H8ZM68 128H70V127H68ZM72 128V127H71ZM141 128V127H140ZM189 128V127H188ZM198 128L200 129V127H199V125H198ZM205 128V127H204ZM216 128V127H215ZM82 129V128H81ZM139 129V128H138ZM11 130V129H10ZM149 129H147V131H148ZM177 130V129H176ZM201 130V129H200ZM207 130V129H206ZM66 131V130H65ZM138 131V130H137ZM146 131V132H147ZM157 131V130H156ZM202 131V130H201ZM74 132V131H73ZM214 132V131H213ZM212 132V133H213ZM245 132V131H244ZM72 133V132H71ZM107 133V132H106ZM145 133V132H144ZM173 133V132H172ZM203 133V132H202ZM202 133H200V135H202ZM208 133H209V131H208ZM246 133V132H245ZM258 133V132H257ZM8 134V133H7ZM9 134H10V132H9ZM8 134V136H10ZM203 134H205V133H203ZM262 134V133H261ZM11 135H13V134H11ZM79 135V134H78ZM103 135V134H102ZM160 135V134H159ZM158 135V136H159ZM205 135H207V131H206V134ZM209 135V134H208ZM105 136V135H104ZM115 136V135H114ZM211 136V135H210ZM209 136V137H210ZM148 137V136H147ZM253 137V136H252ZM7 138V137H6ZM13 138V137H12ZM93 138V137H92ZM108 138V137H107ZM107 138H106V140H107ZM152 138V137H151ZM225 138V137H224ZM239 138V137H238ZM237 138V139H238ZM248 138H251L250 136L248 137ZM0 139H3V137L2 138H0ZM113 139V138H112ZM154 139H155V137H154ZM199 139H200V137H199ZM209 139V138H208ZM12 140V139H11ZM114 140V139H113ZM210 140V139H209ZM229 140V139H228ZM112 141V140H111ZM218 141H220V140H218ZM5 142V141H4ZM6 142H8V141H6ZM5 142V143H6ZM107 142H109V141H104V143H107ZM206 142V141H205ZM216 142V141H215ZM222 142V141H221ZM10 143V142H9ZM9 143H7V144H9ZM111 143V142H110ZM113 143V142H112ZM120 143V142H119ZM262 143V142H261ZM20 143H18V145H19ZM85 144V143H84ZM207 144H208V141H207ZM212 144V143H211ZM214 144V143H213ZM259 144H260V142L258 141H254V147L253 148H249V150H248V153L247 154H245L246 156H248V158L247 159H249V158H252V159H249V160H252V162L255 160L254 159V154L252 153L253 151H254V149L255 150H257V146H259ZM5 145L6 144H4V146H3V144H2V146L5 148ZM13 145V144H12ZM16 145V144H15ZM26 145V144H25ZM24 145V146H25ZM89 145V144H88ZM111 145V144H110ZM110 145H108V146H110ZM196 145V144H195ZM247 145H248V143H247ZM9 146H10V144H9ZM8 146V147H9ZM23 146V147H24ZM90 146V145H89ZM89 146H88V148H89ZM96 146V145H95ZM94 146V147H95ZM98 146V145H97ZM104 146V145H103ZM240 146V145H239ZM22 147V148H23ZM115 147V146H114ZM120 147V146H119ZM202 147V146H201ZM212 147V146H211ZM2 147H0V149H1ZM3 148V149H4ZM16 148V147H15ZM245 148V147H244ZM8 149H10V147L8 148ZM14 149V148H13ZM18 149V148H17ZM95 149H98V148H95ZM101 149V148H100ZM111 149V148H110ZM114 149V148H113ZM205 149H206V147H205ZM208 149V148H207ZM92 150V149H91ZM200 150V149H199ZM203 150V149H202ZM202 150H200V151H202ZM214 150H215V148H214ZM2 151H4V150H2ZM1 151V152H2ZM9 151V150H8ZM29 151V150H28ZM68 152V153H71V152ZM94 151V150H93ZM95 151H98V150H95ZM101 151V150H100ZM110 151V150H109ZM113 151V150H112ZM198 151V150H197ZM200 151H198V153L200 152ZM6 152L7 151H5V152H3V153H0V156H1V158H2V163L4 164V165H7L8 166V162L10 161V159L12 158V155H11V157L9 156V155H7L6 154ZM18 152V151H17ZM22 153H23V151H21ZM116 152V151H115ZM214 152V151H213ZM212 152V153H213ZM95 153V152H94ZM94 153H93V155H94ZM197 153V155H199ZM202 153V152H201ZM212 153H210V155L212 154ZM217 153V152H216ZM14 154V153H13ZM19 154V153H18ZM98 154V153H97ZM217 154H219V152L217 153ZM240 154V153H239ZM96 155V154H95ZM143 155V154H142ZM203 156V154H200V156ZM216 155V154H215ZM24 156V155H23ZM22 156V157H23ZM26 156V155H25ZM34 156V155H33ZM218 156V155H217ZM241 156V155H240ZM77 157V156H76ZM80 157V156H79ZM227 157V156H226ZM26 158V157H25ZM34 158V157H33ZM78 158V157H77ZM139 158H140V156H139ZM142 158V157H141ZM202 158H204V157H202ZM212 158V157H211ZM32 159V158H31ZM37 159V158H36ZM35 159V160H36ZM101 159V158H100ZM110 159V158H109ZM213 159H214V157H213ZM216 159V158H215ZM214 159V160H215ZM13 160V159H12ZM22 160V159H21ZM27 160V159H26ZM26 160H24V161H26ZM34 160V159H33ZM32 160V161H33ZM98 160V159H97ZM224 160V159H223ZM223 160H222V162H223ZM229 160V159H228ZM39 161H41V160H39ZM50 161V160H49ZM14 162V161H13ZM28 162V161H27ZM34 162V161H33ZM46 162V161H45ZM50 162H52V161H50ZM49 162V163H50ZM55 162V161H54ZM133 162V161H132ZM228 162V161H227ZM1 163V164H2ZM6 163V164H5ZM48 163V164H49ZM56 163V162H55ZM58 163H60V162H58ZM57 163V164H58ZM98 163V162H97ZM101 163V162H100ZM28 164V163H27ZM39 164V163H38ZM47 164V163H46ZM47 164V165H48ZM105 164V163H104ZM3 165V166H4ZM17 165V164H16ZM43 165V164H42ZM41 165V166H42ZM60 165V164H59ZM103 165V164H102ZM212 165V164H211ZM3 166H1V167H3ZM10 166H11V164H10ZM10 166H8V167H10ZM49 166V165H48ZM52 166V165H51ZM57 166V165H56ZM62 166V165H61ZM60 166V167H61ZM215 166V165H214ZM7 167V168H8ZM29 167V166H28ZM35 167V166H34ZM46 167V166H45ZM6 168V167H5ZM6 168V169H7ZM20 168V167H19ZM27 168V167H26ZM40 168V167H39ZM47 168V167H46ZM49 168V167H48ZM47 168V169H48ZM219 168V167H218ZM234 168V167H233ZM256 168V167H255ZM3 169V168H2ZM5 169V170H6ZM18 169V168H17ZM35 169V168H34ZM45 169V168H44ZM49 169H51V168H49ZM62 169V168H61ZM67 169V168H66ZM228 169H229V167H228ZM9 170H11V169H9ZM19 170V169H18ZM24 170V169H23ZM40 170V169H39ZM114 170V169H113ZM151 170V169H150ZM13 171V170H12ZM37 171V170H36ZM41 171V170H40ZM50 171V170H49ZM56 172L58 171V170H55ZM67 171V170H66ZM109 171V170H108ZM234 171V170H233ZM236 171V170H235ZM7 172V171H6ZM11 172V171H10ZM16 172V171H15ZM55 172V173H56ZM65 172V171H64ZM71 172H73V171H71ZM110 172V171H109ZM174 172V171H173ZM4 173V172H3ZM46 173H47V170H46ZM61 173H62V170H61ZM67 173V172H66ZM77 173V172H76ZM79 173H81V172H79ZM102 173H104V172H102ZM9 174V173H8ZM35 174V173H34ZM40 174V173H39ZM41 174H44V173H41ZM48 175V177H49V175L51 174H49V173H47ZM72 174V173H71ZM111 174V173H110ZM150 174V173H149ZM253 174V173H252ZM257 174V173H256ZM1 175H3L2 173H1ZM6 175V174H5ZM18 175V174H17ZM31 175V174H30ZM68 175V174H67ZM74 175V174H73ZM51 176V175H50ZM65 176V175H64ZM127 176V175H126ZM244 176V175H243ZM2 177V176H1ZM31 177V176H30ZM69 177V176H68ZM93 177H95V176H93ZM93 177H91L92 179H93ZM225 177V176H224ZM11 178V177H10ZM21 178V177H20ZM50 178V177H49ZM56 178V177H55ZM130 178H131V176H130ZM135 178V177H134ZM176 178V177H175ZM199 178V177H198ZM2 179H4V178H2ZM16 179V178H15ZM44 179V178H43ZM65 179H67V178H65ZM101 179H102V177H101ZM142 179V178H141ZM206 179H209V178H206ZM225 179V178H224ZM1 180V179H0ZM8 179L6 178V181H7ZM58 180V179H57ZM91 180V179H90ZM172 180V179H171ZM2 181V180H1ZM12 181H13V179H12ZM19 180H17V182H18ZM33 181H34V179H33ZM47 181V180H46ZM65 181V180H64ZM107 181V180H106ZM105 181V182H106ZM109 181V180H108ZM194 181V180H193ZM200 181V180H199ZM11 182V181H10ZM54 182V181H53ZM111 182V181H110ZM113 182V181H112ZM111 182V183H112ZM118 182V181H117ZM116 182V183H117ZM122 182V181H121ZM134 182V181H133ZM141 182V181H140ZM179 182V181H178ZM188 182V181H187ZM196 182H198V181H196ZM224 182H226V181H224L223 179H216L215 181H203L202 183L200 182V184H199V186L198 187H200V192L202 193V197L200 198V200L198 201V200H196V199H194V197H190L188 200H187V203H184L185 205H187V209L188 210H186L185 211V215H186V217L187 218H184V220L182 221V223H183V225L180 227V225L177 223V222H179V220L180 219H182V218H180V217H178V215H174V216H177V217H173L171 220H169V222H162L163 224L161 225V227L159 226V225H157V226H159V228L158 229H156V231L160 234V235H163L165 238H187L188 239V237H195V240L194 241H191V243H190V245H191V247H193L196 251H199L200 250V248L201 247H204L206 244H207V242H208V237H209V234H206L202 229H205L204 227L206 226V225H208V224H210L209 226L210 227H212L213 226V222H211V220H212V218H213V216L214 215H216L217 213H218V208H219V210H221L222 208H220V207H217L219 204V202H220V197L217 195V191L220 189L221 190V192L225 189V188H228V192H231L230 190L232 189V186L231 185H228V186H226V184L224 183ZM4 183V182H3ZM2 183V184H3ZM8 183V182H7ZM13 183V182H12ZM46 183V182H45ZM57 183V182H56ZM66 183V182H65ZM193 183H195V182H193ZM44 184V183H43ZM43 184H39V182L38 183H33V184H31L32 186V191H31V189H30V191L31 192H29V191H27V192H29V193H26V194H24V195H22L21 196V200L23 201V200H26V199H29V198H31V199H33L34 198V195L35 194H43V195H46V193H47V191L49 190V189H47L48 187H46V186H44ZM85 184V183H84ZM103 184H105V183H103ZM120 184V183H119ZM119 184H117V185H119ZM131 184V183H130ZM137 184V183H136ZM150 184V183H149ZM148 184V185H149ZM261 184H262V181H258V186L260 185L261 186ZM12 185V184H11ZM21 185V184H20ZM26 185V184H25ZM48 185V184H47ZM57 186H58V183L56 184ZM111 185V184H110ZM156 185H157V183H156ZM3 186V185H2ZM2 186H0V187H2ZM5 187H6V185H4ZM9 186V185H8ZM17 186V185H16ZM27 186V185H26ZM51 186V185H50ZM53 186V185H52ZM56 186V187H57ZM96 186V185H95ZM114 186H115V181H114ZM120 186V185H119ZM137 186V185H136ZM139 186V185H138ZM146 186V185H145ZM150 186H153V185H150ZM259 186V187H260ZM61 187V186H60ZM87 187V186H86ZM98 187V186H97ZM104 187V186H103ZM102 187V188H103ZM108 187V186H107ZM76 188H77V186H76ZM116 188V187H115ZM118 189H119V187H117ZM121 188V187H120ZM137 188V187H136ZM140 188V187H139ZM187 188V187H186ZM185 188V189H186ZM6 189V188H5ZM24 189H26V188H24ZM23 189V190H24ZM47 189V190H46ZM108 189V188H107ZM112 189V188H111ZM114 189V188H113ZM117 189V190H118ZM123 189H124V187H123ZM146 189H148V188H146ZM166 189V188H165ZM175 189V188H174ZM256 189V188H255ZM9 190V189H8ZM13 191H14V189H12ZM23 190H22V192H23ZM27 190V189H26ZM109 190V189H108ZM127 189H125L124 191H126ZM130 190V189H129ZM145 190V189H144ZM168 190V189H167ZM249 190V189H248ZM2 191V190H1ZM6 191V190H5ZM20 191V190H19ZM60 191H61V189H60ZM63 191V190H62ZM62 191H61V193H62ZM123 191V192H124ZM146 191V190H145ZM148 191V190H147ZM194 192V190L193 189H187V190H185V193H184V200H185V197L186 196H192V193ZM227 191V190H226ZM4 192V191H3ZM7 192V191H6ZM137 192V191H136ZM134 190H133V192L132 193H136ZM139 192V191H138ZM142 192V191H141ZM154 192V191H153ZM199 192V193H200ZM219 192V191H218ZM258 192V191H257ZM9 193H10V191H9ZM66 193H67V191H66ZM71 193V192H70ZM78 193V192H77ZM86 193V192H85ZM114 193V192H113ZM117 193H119V190L117 191ZM122 193V192H121ZM215 193H216V195H215ZM238 193V192H237ZM14 194H16V193H14ZM80 194V193H79ZM106 194H108V193H106ZM126 194H127V191H126ZM125 194V195H126ZM142 194V193H141ZM229 194V193H228ZM255 194V193H254ZM3 195V194H2ZM8 194H6V196H7ZM13 195V194H12ZM72 195V194H71ZM83 195H85V194H83ZM120 195V194H119ZM128 195V194H127ZM140 195V194H139ZM221 195V194H220ZM4 196V195H3ZM5 196V197H6ZM17 196V195H16ZM110 196V195H109ZM108 196V197H109ZM112 196V195H111ZM122 196H124V195H122ZM128 196H130V195H128ZM198 196V195H197ZM222 196V195H221ZM10 196H8V198H9ZM19 197V196H18ZM53 197V196H52ZM106 197V196H105ZM182 197V196H181ZM200 197V196H199ZM177 198V197H176ZM183 198V197H182ZM14 199V198H13ZM17 199V198H16ZM19 199V200H20ZM74 199H75V197H74ZM113 199V198H112ZM162 199V198H161ZM186 199H187V197H186ZM263 199V198H262ZM6 200V199H5ZM12 200V199H11ZM15 200V199H14ZM46 200V199H45ZM108 200V199H107ZM110 200V199H109ZM108 200V201H109ZM124 200V199H123ZM123 200H122V202H123ZM3 201V200H2ZM44 201V200H43ZM68 201V200H67ZM70 201V200H69ZM88 201V200H87ZM120 201H121V199H120ZM201 201H203V202H201ZM259 201V200H258ZM257 201V202H258ZM261 201V200H260ZM259 201V202H260ZM264 201V200H263ZM15 202V201H14ZM21 202V201H20ZM25 202H28V200L27 201H25ZM80 202V201H79ZM86 202V201H85ZM103 202V201H102ZM117 202V201H116ZM159 202V201H158ZM222 203H223V200L221 201ZM250 202V201H249ZM262 202V201H261ZM12 203V202H11ZM78 203V202H77ZM106 203V202H105ZM118 203V202H117ZM4 204V203H3ZM10 204V203H9ZM58 204V203H57ZM64 204V203H63ZM82 204V203H81ZM101 204V203H100ZM110 204V203H109ZM124 204V203H123ZM248 204V203H247ZM7 205V204H6ZM6 205H5V207H6ZM25 205V204H24ZM27 205V204H26ZM108 205V204H107ZM114 205V204H113ZM151 205V204H150ZM178 205V204H177ZM221 205V204H220ZM12 206H13V204H12ZM20 206V205H19ZM46 206V205H45ZM64 206V205H63ZM87 206V205H86ZM100 206V205H99ZM147 206V205H146ZM149 206V205H148ZM244 206V205H243ZM3 207V206H2ZM21 207V206H20ZM73 207V206H72ZM76 207H78V206H76ZM90 207V206H89ZM95 207V206H94ZM120 207V206H119ZM151 207V206H150ZM179 207H181V206H179ZM222 207H224V206H222ZM29 208V207H28ZM59 208V207H58ZM84 208H86V207H84ZM83 208V209H84ZM8 209V208H7ZM16 210H17V208H15ZM80 209H82V207L80 208ZM92 209H94V208H92ZM104 209V208H103ZM118 209V208H117ZM182 209H184V207L182 208ZM8 210H10V209H8ZM77 210H78V208H77ZM112 210V209H111ZM177 210V209H176ZM2 211V210H1ZM124 211V210H123ZM10 212V211H9ZM41 212V211H40ZM67 212V211H66ZM77 212V211H76ZM92 212H93V210H92ZM108 212V211H107ZM1 213V212H0ZM14 213V212H13ZM16 213V212H15ZM50 211L49 210H47L44 214L47 216V215H50ZM78 213V212H77ZM99 213V212H98ZM248 213V212H247ZM10 215L9 216H11V213H9ZM20 214H22V213H20ZM43 214V213H42ZM90 214V213H89ZM89 214H86V215H88L89 216ZM177 214V213H176ZM179 214V213H178ZM181 214V213H180ZM184 214V213H183ZM220 214V213H219ZM74 215V213L73 212H71V211H69L67 214H66V216L65 215H63V212L62 211H57V210H55L53 213H52V216H53V219L51 220V221H49L50 219L49 218H45V219H42L41 221H40V223L39 224H43V226H44V228L47 230L46 231V233L48 232V233H50V234H52L53 235V239H54V241H53V243L54 244H52L53 246H55V247H57V248H59V246L60 247H62V248H64V249H66L70 254H69V256H71L72 257V259H73V262H74V264H80L82 261H84L85 259H90L91 260V258H92V255H93V252L97 249V248H99V247H97V245H99V244H95V242H100L101 241V238H103V236L101 237V235H102V233H101V231H100V229L99 228H101V227H96L93 223H88V221L86 222V220L85 221H83L82 219H74V217L76 216H73ZM83 215V214H82ZM163 215V214H162ZM221 215V214H220ZM3 216V215H2ZM19 216V215H18ZM17 216V217H18ZM222 216V215H221ZM5 217H6V215H5ZM23 217V216H22ZM25 217V216H24ZM23 217V218H24ZM256 217V216H255ZM27 218V217H26ZM91 218V217H90ZM105 218V217H104ZM144 218V217H143ZM16 219V218H15ZM22 219V218H21ZM31 219V218H30ZM41 219V218H40ZM94 219V218H93ZM155 219V218H154ZM169 219V218H168ZM215 219V218H214ZM213 219V220H214ZM0 220H4V218L3 219H1L0 218ZM27 220V219H26ZM32 220V219H31ZM91 220V219H90ZM102 220V219H101ZM21 221V220H20ZM19 221V222H20ZM25 221V220H24ZM71 221V222H70ZM93 221V220H92ZM110 221V220H109ZM126 221V220H125ZM163 221V220H162ZM168 221V220H167ZM97 222H98V220H97ZM15 223V222H14ZM22 223H24L23 222V220H22ZM27 223V222H26ZM28 223H29V221H28ZM33 223V222H32ZM158 223V222H157ZM35 224V223H34ZM99 224V223H98ZM97 224V225H98ZM146 224V223H145ZM149 224H150V222H149ZM15 225H17V222H16V224ZM27 226V225H26ZM31 226V225H30ZM39 226V225H38ZM102 226V225H101ZM146 226V225H145ZM150 226V225H149ZM217 226H219L218 224H217ZM256 226H258V225H256ZM23 227V226H22ZM25 227V226H24ZM28 227V226H27ZM259 227V226H258ZM16 228V227H15ZM34 228V227H33ZM38 228V227H37ZM209 228V227H208ZM213 228V227H212ZM218 228V227H217ZM32 229V228H31ZM36 228H34L33 230H35ZM41 229V228H40ZM43 229V228H42ZM41 229V230H42ZM211 229V228H210ZM227 229V228H226ZM261 229V228H260ZM25 230V229H24ZM29 230V229H28ZM33 230H29V231H33ZM37 230V229H36ZM41 230H39V232H41ZM257 230H259V229H257ZM16 231H18V230H16ZM22 231H23V229H22ZM27 231V230H26ZM25 231V232H26ZM155 231V230H154ZM210 231V230H209ZM213 231V230H212ZM261 231V230H260ZM3 232V231H2ZM19 232H20V228H19ZM24 232V231H23ZM38 232V231H37ZM38 232V233H39ZM103 232V231H102ZM249 232V231H248ZM4 233V232H3ZM33 233V232H32ZM43 233H45V232H43ZM48 233H47V235H48ZM212 233V232H211ZM257 233V232H256ZM28 235H29V233H27ZM34 234H36V233H34ZM105 234V233H104ZM103 234V235H104ZM213 234V233H212ZM215 234V233H214ZM220 234V233H219ZM260 234V233H259ZM25 235V234H24ZM33 235V234H32ZM52 235H51V238H52ZM76 235H78V236H80L81 238H82V240H83V242L84 243H82V244H85V245H87V246H85V250L83 251L84 253L83 254H80V253H78L77 252V249L75 250V249H73L72 248V240H73V237L74 236H76ZM156 235V234H155ZM240 235V234H239ZM27 236V235H26ZM34 236V235H33ZM43 236V235H42ZM105 236V235H104ZM114 235H112V237H113ZM116 236V235H115ZM167 236V237H166ZM212 236V235H211ZM216 236H218V234L216 235ZM220 236V235H219ZM243 236V235H242ZM41 237V236H40ZM101 237V238H100ZM107 237V236H106ZM28 238V237H27ZM26 238V239H27ZM42 238V237H41ZM50 238V239H51ZM108 238V237H107ZM117 238V237H116ZM210 238V237H209ZM261 238V237H260ZM264 238V237H263ZM25 239V238H24ZM35 239H37L36 237H35ZM47 239H49V238H47ZM49 239V240H50ZM109 239V238H108ZM155 239V238H154ZM262 239V238H261ZM260 239V240H261ZM33 240V239H32ZM42 240V239H41ZM48 240V241H49ZM114 240V239H113ZM112 240V241H113ZM117 240V239H116ZM163 240V239H162ZM161 240V242H163ZM14 241V240H13ZM19 241V240H18ZM26 241V240H25ZM28 241V240H27ZM31 241V240H30ZM48 241H46V242H48ZM79 241V240H78ZM109 241V240H108ZM164 241H165V239H164ZM172 241V240H171ZM190 241V240H189ZM102 242V241H101ZM166 242H168V241H166ZM166 242H163V243H166ZM174 242V241H173ZM177 242V241H176ZM187 242V241H186ZM26 243V242H25ZM134 243V242H133ZM156 243V242H155ZM184 243V242H183ZM259 243H260V241H259ZM157 244V243H156ZM170 244V243H169ZM173 243H171V245H172ZM181 244V243H180ZM209 244V243H208ZM261 244H263V243H261ZM1 245V244H0ZM12 245V244H11ZM15 245V244H14ZM13 245V246H14ZM24 245V244H23ZM27 245V244H26ZM177 244L175 243V246H176ZM211 245V244H210ZM19 246V245H18ZM22 246V245H21ZM47 246H48V243H47ZM101 246H103L102 245V243H101ZM100 246V247H101ZM111 246V245H110ZM113 246V245H112ZM116 246V245H115ZM174 246V245H173ZM185 246H186V244H185ZM258 246V245H257ZM23 247V246H22ZM108 248H109V246H107ZM179 247V246H178ZM188 247V246H187ZM24 248V247H23ZM27 248H28V246H27ZM31 248V247H30ZM29 248V249H30ZM158 248V247H157ZM156 248V249H157ZM181 248V247H180ZM179 248V249H180ZM184 248H186V247H184ZM208 248V247H207ZM236 248H238V247H236ZM241 248V247H240ZM260 248V247H259ZM15 250H17L16 248H14ZM19 249V248H18ZM22 249V248H21ZM25 249V248H24ZM28 249V250H29ZM39 249V248H38ZM101 249V248H100ZM161 249V248H160ZM168 249V248H167ZM182 249V248H181ZM239 249V248H238ZM54 250V249H53ZM162 250V249H161ZM165 250H166V248H165ZM186 250V249H185ZM189 250V249H188ZM192 250V248L190 249V251ZM201 250H202V248H201ZM244 250V249H243ZM31 252H32V250H30ZM56 251V250H55ZM80 251V250H79ZM99 251V250H98ZM101 251H103V250H101ZM164 251V250H163ZM168 251H170V249L168 250ZM187 251V250H186ZM203 251V250H202ZM209 251V250H208ZM22 252V251H21ZM25 252V251H24ZM30 252V253H31ZM39 252H41V247H40V251ZM56 252H58V251H56ZM160 252V251H159ZM172 252H176V251H172ZM200 252V251H199ZM207 252V251H206ZM62 253V252H61ZM124 253V252H123ZM153 253V252H152ZM166 253V252H165ZM178 253V252H177ZM177 253H175V256L177 257V255L179 254H177ZM187 254H188V252H186ZM197 253V252H196ZM200 253H202V252H200ZM208 253V252H207ZM214 253V252H213ZM241 253H242V251H241ZM244 253H246L245 251H244ZM243 253V254H244ZM27 254H29V252L27 253ZM33 254V253H32ZM54 254H55V252H54ZM59 254V253H58ZM168 254H169V252H168ZM174 254V253H173ZM194 254V253H193ZM12 255H14V254H12ZM33 255H35V254H33ZM37 255V254H36ZM67 255V254H66ZM166 255V254H165ZM198 255V254H197ZM204 255H207V254H204ZM15 256V255H14ZM48 256V255H47ZM46 256V257H47ZM58 256V255H57ZM61 256H62V254H61ZM60 256V257H61ZM64 256V255H63ZM120 256V255H119ZM166 256H168V255H166ZM171 256V255H170ZM183 256H185L184 254H183ZM188 256V255H187ZM192 256V255H191ZM190 256V257H191ZM52 257H54V255L52 256ZM174 257V256H173ZM179 257V256H178ZM205 257V256H204ZM243 257V256H242ZM43 258V257H42ZM48 258V257H47ZM46 258V259H47ZM49 258H50V256H49ZM170 258H172V256L170 257ZM185 258V257H184ZM200 258H202V256H200ZM215 258V257H214ZM223 258V257H222ZM225 258V257H224ZM261 258V257H260ZM41 259V258H40ZM55 259V258H54ZM67 259V258H66ZM95 259V257H93V260ZM165 260H166V258H164ZM175 259H177V258H175ZM187 259L189 260V257H187ZM187 259H184V262H185V260H187ZM226 259H227V256H226ZM65 260V259H64ZM165 260H163V259H160L159 257H155V256H153V255H151V258L150 259H148V261H147V264H169L171 261H172V259H169V261L168 262H165ZM174 260V259H173ZM203 260V259H202ZM215 260V259H214ZM222 260V259H221ZM256 260V259H255ZM70 261V260H69ZM89 261V260H88ZM182 261V260H181ZM180 261V262H181ZM195 261H197V260H195ZM194 261V258H191L189 261H186L184 264H195L196 262ZM247 261V260H246ZM257 261V260H256ZM256 261H255V263H256ZM260 261V260H259ZM258 261V263L257 264H262V263H260ZM71 262V261H70ZM85 262V261H84ZM183 262V261H182ZM225 262H226V260H225ZM42 263H43V261H42ZM45 263V262H44ZM47 263V262H46ZM62 263V262H61ZM69 263V262H68ZM120 263V262H119ZM174 263H177V261H175ZM173 263V264H174ZM12 264H20V262H14V263H12ZM60 264V263H59ZM63 264H64V262H63ZM66 264V263H65ZM145 264V263H144ZM171 264V263H170ZM178 264V263H177ZM180 264V263H179ZM196 264H198V261H197V263ZM201 264V263H200ZM202 264H204V263H202ZM225 264V263H224Z\"/></svg>", "mask_w": 264, "mask_h": 264}]
</instances>
